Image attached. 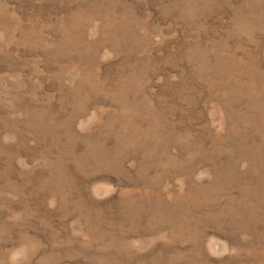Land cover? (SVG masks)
<instances>
[{"label": "rangeland", "instance_id": "374dc122", "mask_svg": "<svg viewBox=\"0 0 264 264\" xmlns=\"http://www.w3.org/2000/svg\"><path fill=\"white\" fill-rule=\"evenodd\" d=\"M0 264H264V0H0Z\"/></svg>", "mask_w": 264, "mask_h": 264}]
</instances>
